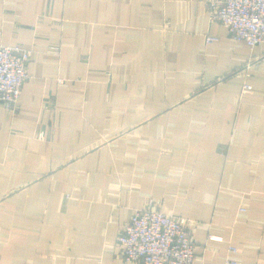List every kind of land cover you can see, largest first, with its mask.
<instances>
[{
	"label": "crops",
	"instance_id": "0c3cea01",
	"mask_svg": "<svg viewBox=\"0 0 264 264\" xmlns=\"http://www.w3.org/2000/svg\"><path fill=\"white\" fill-rule=\"evenodd\" d=\"M206 1L0 0V44L32 50L0 104V264H141L116 243L149 203L195 264H264V43Z\"/></svg>",
	"mask_w": 264,
	"mask_h": 264
},
{
	"label": "built area",
	"instance_id": "2783aa9c",
	"mask_svg": "<svg viewBox=\"0 0 264 264\" xmlns=\"http://www.w3.org/2000/svg\"><path fill=\"white\" fill-rule=\"evenodd\" d=\"M211 21L221 22L235 40L250 47L264 43V0H207ZM207 36V42L216 41ZM32 50L17 45L0 44V104L18 110ZM250 88L249 83L244 84ZM117 256L141 264H195V242L185 217L166 213L152 204L134 211L118 235ZM231 252L237 247L231 245ZM228 264L237 261L228 258Z\"/></svg>",
	"mask_w": 264,
	"mask_h": 264
}]
</instances>
